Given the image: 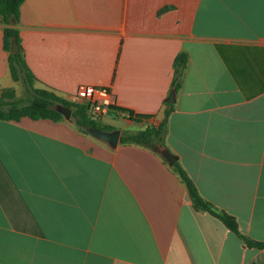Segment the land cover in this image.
I'll list each match as a JSON object with an SVG mask.
<instances>
[{"label": "crops", "instance_id": "crops-1", "mask_svg": "<svg viewBox=\"0 0 264 264\" xmlns=\"http://www.w3.org/2000/svg\"><path fill=\"white\" fill-rule=\"evenodd\" d=\"M4 27L0 16V93L20 96ZM16 28L36 87L67 102L106 89L141 116L95 122L120 135L161 122L184 53L165 146L204 200L264 243V0H24ZM0 264H264V249L195 211L150 149L22 118L0 121Z\"/></svg>", "mask_w": 264, "mask_h": 264}, {"label": "trees", "instance_id": "trees-1", "mask_svg": "<svg viewBox=\"0 0 264 264\" xmlns=\"http://www.w3.org/2000/svg\"><path fill=\"white\" fill-rule=\"evenodd\" d=\"M24 0H0V16L3 28V49L8 53V63L11 79L21 86V95L16 96L13 89H5L0 93V121L18 122L22 118L30 120H49L57 122L63 117L55 110L56 105H61L72 110L71 120L77 129L84 135H89L88 128H98L91 120L86 109L80 105H73L58 97L53 92L36 87V78L26 64L19 30V11ZM14 24L11 25L10 22ZM15 40L19 51L10 53L11 41ZM187 64V56L184 53L177 55L173 61V78L171 81V91L176 93L182 83L183 74ZM163 119L156 127H148L138 132H126L120 137V144H134L150 149L161 158V152L167 150L165 137L167 134V122L172 112V105L165 103ZM109 111L127 114L129 121H139L141 116L133 114L131 111L111 107ZM105 130V129H103ZM163 159V158H162ZM164 160V159H163ZM165 161V160H164ZM166 162V161H165ZM173 172L178 175L185 185L187 194L195 211L205 212L219 220L223 226L234 234L247 248L264 249V243L251 241L241 235L238 230L236 219L217 210L211 203L204 200L198 193L196 186L181 168L178 162L171 166Z\"/></svg>", "mask_w": 264, "mask_h": 264}, {"label": "built area", "instance_id": "built-area-1", "mask_svg": "<svg viewBox=\"0 0 264 264\" xmlns=\"http://www.w3.org/2000/svg\"><path fill=\"white\" fill-rule=\"evenodd\" d=\"M68 102L83 106L88 117L94 122L102 120L114 106L113 96L108 90L93 86L78 87Z\"/></svg>", "mask_w": 264, "mask_h": 264}, {"label": "water", "instance_id": "water-1", "mask_svg": "<svg viewBox=\"0 0 264 264\" xmlns=\"http://www.w3.org/2000/svg\"><path fill=\"white\" fill-rule=\"evenodd\" d=\"M10 24L13 25L14 22L11 21ZM18 51H19V48H18L16 41L12 40L11 45H10V53L15 54ZM174 97H175V93L174 91H171L166 102L168 104H173ZM55 110L63 117V119L67 121L71 119L72 110L70 108H67L61 105H56ZM87 132L93 138L105 142L112 149H114L118 145L120 141V137H121L119 131L107 132L99 128H88ZM161 156L170 166L174 165L177 161L176 157L173 156L168 150H163L161 152Z\"/></svg>", "mask_w": 264, "mask_h": 264}, {"label": "rangeland", "instance_id": "rangeland-1", "mask_svg": "<svg viewBox=\"0 0 264 264\" xmlns=\"http://www.w3.org/2000/svg\"><path fill=\"white\" fill-rule=\"evenodd\" d=\"M20 95H21V94H20ZM114 125L119 126V123H118V124H117V123H116V124L114 123Z\"/></svg>", "mask_w": 264, "mask_h": 264}]
</instances>
